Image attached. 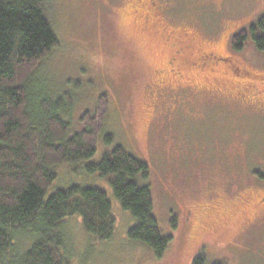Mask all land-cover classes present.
<instances>
[{"label":"rangeland","instance_id":"obj_1","mask_svg":"<svg viewBox=\"0 0 264 264\" xmlns=\"http://www.w3.org/2000/svg\"><path fill=\"white\" fill-rule=\"evenodd\" d=\"M249 2L224 8L220 0H179L175 19L160 24L141 20L136 0H46L60 42L39 64L38 80L51 94L74 95L64 114L72 132L84 129L85 113L105 114L95 155L55 167L47 191L48 198L74 184L95 186L112 202L110 241L88 234L81 216L68 219L76 264H192L200 253L206 264H264L257 205L264 181L255 176L264 172V86L256 87L259 101L248 99L233 82L241 77L204 75L188 64L215 52L264 75V52L251 37L243 50L232 47L234 33L264 15V0ZM168 27L189 35L180 44ZM117 145L149 167L153 213L172 236L162 257L129 238L133 214L107 177L86 170Z\"/></svg>","mask_w":264,"mask_h":264},{"label":"trees","instance_id":"obj_2","mask_svg":"<svg viewBox=\"0 0 264 264\" xmlns=\"http://www.w3.org/2000/svg\"><path fill=\"white\" fill-rule=\"evenodd\" d=\"M249 37L264 52V15L233 36V49L243 50ZM59 42L46 0H0V264H76L67 235L68 219L75 215L99 241H110L116 233L105 190L74 184L47 198L57 178L55 167L95 155L105 115L85 113L84 129L72 132L64 114L74 95L51 94L38 80L39 64ZM86 170L107 177L123 208L133 214L129 238L162 257L172 236L163 234L153 213L148 165L117 145ZM255 173L260 177V171ZM192 264H206L204 254Z\"/></svg>","mask_w":264,"mask_h":264},{"label":"flooded vegetation","instance_id":"obj_3","mask_svg":"<svg viewBox=\"0 0 264 264\" xmlns=\"http://www.w3.org/2000/svg\"><path fill=\"white\" fill-rule=\"evenodd\" d=\"M179 0H136V6L138 11H141L140 19L145 22H157L160 24H165L168 21L175 19L170 16V12L173 4ZM250 1V2H249ZM222 4H224V8L229 7L231 4L241 5L245 2H253V0H220ZM221 11V10H220ZM220 11L217 13L219 14ZM172 28L168 27V30ZM242 29L237 30L234 34H238ZM176 32L170 30L169 36H175L178 43H183L182 37L188 36L189 33H185L184 35L178 34L174 35ZM190 44H188L189 46ZM188 64L194 68L197 72L201 74L210 73L212 75L222 74L224 76L233 75L232 77H241L238 79H234L233 82L235 85L240 86L239 89L242 92L243 97L250 96L248 99H253L255 101H259V94L256 93L257 86H264V75L260 73H255L253 71L243 69L239 65H237L234 60L229 56L219 55L215 52H204L200 53L198 58ZM223 69H222V68ZM235 76V77H234ZM251 102V101H249ZM256 103V102H255ZM257 176V174H255ZM260 180L264 181V172L260 173ZM260 194V197L257 201V205L264 209V192Z\"/></svg>","mask_w":264,"mask_h":264}]
</instances>
